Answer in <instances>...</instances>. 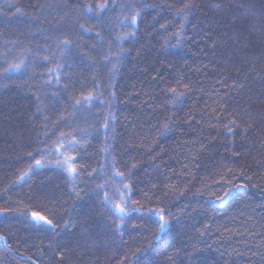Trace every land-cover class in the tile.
Here are the masks:
<instances>
[{
  "label": "trees",
  "instance_id": "trees-1",
  "mask_svg": "<svg viewBox=\"0 0 264 264\" xmlns=\"http://www.w3.org/2000/svg\"><path fill=\"white\" fill-rule=\"evenodd\" d=\"M0 264H264V0H0Z\"/></svg>",
  "mask_w": 264,
  "mask_h": 264
},
{
  "label": "snow or ice",
  "instance_id": "snow-or-ice-1",
  "mask_svg": "<svg viewBox=\"0 0 264 264\" xmlns=\"http://www.w3.org/2000/svg\"><path fill=\"white\" fill-rule=\"evenodd\" d=\"M135 19L136 18L133 17V23H135ZM106 126L107 125H105V127ZM68 147H70V148L74 147V143L70 141L68 144ZM74 160H75L74 157L68 156V157L64 158L63 160L58 161L57 167L63 168L64 171H66L69 174V176H74L77 172L76 167L73 166ZM36 163L38 166L40 165V161H37ZM125 187H127V186H125ZM105 198L107 199V197H105ZM115 209L121 217L127 215L129 211H138V209H129V208L121 206L119 204H117L115 206ZM162 212H163V210H160L158 212L153 213V215L158 218L159 227H160L161 232L165 231L166 228L168 227L167 221L164 219ZM31 215L37 224H40L42 227H47L48 229L52 230L54 235L56 234L55 229L57 228V225L53 222V219H49L47 216L41 215L39 212H33ZM117 227H119V226H117Z\"/></svg>",
  "mask_w": 264,
  "mask_h": 264
}]
</instances>
